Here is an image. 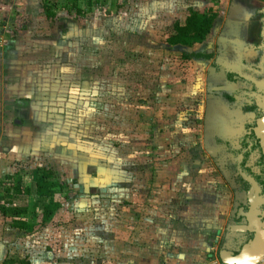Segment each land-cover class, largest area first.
I'll list each match as a JSON object with an SVG mask.
<instances>
[{
    "label": "rangeland",
    "instance_id": "obj_1",
    "mask_svg": "<svg viewBox=\"0 0 264 264\" xmlns=\"http://www.w3.org/2000/svg\"><path fill=\"white\" fill-rule=\"evenodd\" d=\"M57 1L50 21L43 0H0V183L35 189L52 170L64 185L47 222V201L15 197L30 233L0 212V264L210 263L215 234L184 229L175 207L182 152L201 141L206 72L166 40L192 10L223 19L230 0Z\"/></svg>",
    "mask_w": 264,
    "mask_h": 264
},
{
    "label": "flooded vegetation",
    "instance_id": "obj_2",
    "mask_svg": "<svg viewBox=\"0 0 264 264\" xmlns=\"http://www.w3.org/2000/svg\"><path fill=\"white\" fill-rule=\"evenodd\" d=\"M222 11L223 19L214 11L207 48L182 50L206 75L201 141L196 151L180 154L175 207L184 215V229L215 234L208 247L203 245L208 264L222 263L221 253L236 256L255 242L264 250V0H230ZM200 157L199 173H208L209 188L197 209ZM209 202L213 205L206 212Z\"/></svg>",
    "mask_w": 264,
    "mask_h": 264
},
{
    "label": "trees",
    "instance_id": "obj_3",
    "mask_svg": "<svg viewBox=\"0 0 264 264\" xmlns=\"http://www.w3.org/2000/svg\"><path fill=\"white\" fill-rule=\"evenodd\" d=\"M58 8L57 0H43V11L46 19L55 21ZM81 14V13H79ZM217 15L213 9H207L204 12L190 11V14L184 24L176 23L174 32L168 37L166 43L171 48L179 50H190L194 46L203 43L211 34ZM192 55L183 54L185 61L191 60ZM64 191V185L58 179L56 173L52 170H45L42 174V180L36 184L35 189L29 185L24 177L7 176L0 183V201L5 199L6 204L0 206V212L5 218L13 220L12 227L18 231L30 233L33 231V225L22 219L26 210L14 207L15 197H33L47 201L43 207L42 218L47 222L56 212L62 209L61 201L56 197ZM6 264H14L13 261Z\"/></svg>",
    "mask_w": 264,
    "mask_h": 264
},
{
    "label": "water",
    "instance_id": "obj_4",
    "mask_svg": "<svg viewBox=\"0 0 264 264\" xmlns=\"http://www.w3.org/2000/svg\"><path fill=\"white\" fill-rule=\"evenodd\" d=\"M186 51L192 52L191 50ZM106 182L107 180H100V183ZM220 261L223 264H259L264 261V250L260 249L259 244L255 242L249 249L241 251L236 256L229 253H221Z\"/></svg>",
    "mask_w": 264,
    "mask_h": 264
},
{
    "label": "built area",
    "instance_id": "obj_5",
    "mask_svg": "<svg viewBox=\"0 0 264 264\" xmlns=\"http://www.w3.org/2000/svg\"><path fill=\"white\" fill-rule=\"evenodd\" d=\"M221 264H223V263H221ZM259 264H264V261H263V262H261V263H259Z\"/></svg>",
    "mask_w": 264,
    "mask_h": 264
},
{
    "label": "crops",
    "instance_id": "obj_6",
    "mask_svg": "<svg viewBox=\"0 0 264 264\" xmlns=\"http://www.w3.org/2000/svg\"><path fill=\"white\" fill-rule=\"evenodd\" d=\"M199 264H201V262H199Z\"/></svg>",
    "mask_w": 264,
    "mask_h": 264
}]
</instances>
